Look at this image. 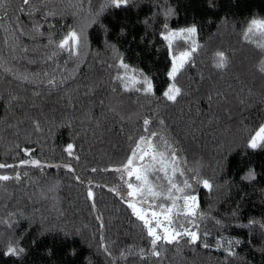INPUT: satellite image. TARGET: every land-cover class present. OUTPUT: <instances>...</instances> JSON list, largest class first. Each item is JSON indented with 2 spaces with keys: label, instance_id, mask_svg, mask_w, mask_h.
<instances>
[{
  "label": "trees",
  "instance_id": "obj_1",
  "mask_svg": "<svg viewBox=\"0 0 264 264\" xmlns=\"http://www.w3.org/2000/svg\"><path fill=\"white\" fill-rule=\"evenodd\" d=\"M39 5L33 0L32 6ZM21 6L22 0H7L0 9V16L7 13L0 27V163L29 159L14 147L18 144L33 150L32 159L71 163L75 171L0 169V175L28 172L19 182H0V221L13 225L0 223V264H264L259 225L239 227L251 219L264 222V148L246 147L250 134L264 123V75L257 70L264 53L242 36L251 18H264V0H133L120 8L110 0H46L33 15H28L30 8L20 12ZM96 12L100 15L87 29L88 48L80 60L70 59L67 51L47 60L57 51L48 45L49 37L58 43ZM165 23L176 32L195 25L194 39L202 45L177 78L184 94L175 103L163 98L172 82L169 42L161 35ZM36 25L43 35L34 31ZM21 29L26 35H20ZM254 39L264 44V38ZM191 46L178 36L171 53ZM217 51L229 57L224 71L213 67ZM121 59L129 65L127 75L135 70L137 80L151 81L153 95L123 91L114 80L125 74ZM37 72H47V79L66 78L65 83L55 88L33 83ZM12 97L16 100L10 104ZM153 114L152 130L161 131L159 119L165 121L163 135L178 150L181 167L199 169L215 185L211 194L197 186L200 211L207 217L197 221L200 241L165 245L158 249L160 258L151 255L143 222L121 199L127 198L121 174L104 171L126 160L128 137L143 134V118ZM69 143L78 161L64 151ZM249 170L254 180L243 179ZM193 174L186 172L189 178ZM101 236L110 255L100 247ZM237 239V256L228 257L224 249ZM10 241L24 252L4 255Z\"/></svg>",
  "mask_w": 264,
  "mask_h": 264
},
{
  "label": "snow or ice",
  "instance_id": "obj_2",
  "mask_svg": "<svg viewBox=\"0 0 264 264\" xmlns=\"http://www.w3.org/2000/svg\"><path fill=\"white\" fill-rule=\"evenodd\" d=\"M7 0H0V9L5 7ZM133 0H110L111 6L120 8L127 6L132 3ZM33 0H22V6L19 9L20 12H24L25 9H29L28 15H33L40 11L41 6L46 5V0H40L39 6H32ZM101 8V12L103 11ZM55 13L45 12V15H54ZM77 15V13H73ZM100 12H96L92 15V19L84 22H79L76 27H73L68 33L56 43L51 37H49L48 45H54L57 51H54L51 56L47 57V60L58 55L60 52L67 51L69 58H76L80 60L82 54H86L88 48V37L87 29L97 22ZM7 16L5 12L4 16H0V27H2V21ZM147 22V21H146ZM39 25L34 27V31L37 35H43L40 31ZM165 32H162L164 40L169 42V50L172 55L171 68L167 73L170 81H172L167 89L163 92V98L168 101L175 103L183 93L182 88L178 86L177 78L189 64L193 63V55L198 52L202 45L198 44L194 39L197 34V27L195 25L180 29L179 32L168 31L167 23L164 24ZM20 35H26L20 30ZM178 36H183L185 41H191V47L188 50L182 51L179 55L171 53L172 40ZM243 40L246 43L254 44L261 53H264V44L257 43L254 37L264 38V18L253 17L247 22V26L244 29ZM45 45V47H48ZM15 49V45L13 46ZM23 52L27 53L28 49L25 47L22 49ZM29 63H36L35 60H29ZM67 63V61H66ZM230 60L228 55L224 51H217L215 53V62L213 67L217 70L224 71L229 67ZM119 66L125 69L124 75H117L114 77L115 81H119L124 92H142L145 96L153 95V87L151 81L145 77L143 81H139L135 78V70L133 75H127L129 65L125 64L123 59L119 61ZM257 70L264 75V59L257 65ZM34 79L32 82H44L51 88L58 87L65 83L66 78L57 80L55 76L47 79V72H37L33 74ZM44 77L43 81L38 78ZM28 79L27 77H23ZM138 84L144 85L143 87H137ZM116 91L115 88L112 89ZM211 101L212 97H208ZM16 100V97H12L9 100L11 104ZM244 103L243 100L240 101ZM150 103V101H149ZM103 104V101H101ZM114 111V109H109ZM123 120L124 118L121 117ZM155 122V114L150 118L145 116L143 118V134L137 138L129 136L128 139L131 142L130 153L127 155L126 160L119 166L104 169V171H113L121 174V179L127 187V198L122 196L118 191L117 195H121V199L127 204V207L132 210L133 215L140 221L143 222L144 228L147 230V236L151 242V255L160 258L161 251L165 245H179L181 241H184L188 245H196L200 241L201 236L199 232L198 220L206 219V214L200 211L199 196L197 193V186H202L207 189L209 194L214 190V182L202 178L199 174V169H184L181 167V157L178 150L175 148L173 143L163 135V126L165 121L159 119V125L161 131H154L151 125ZM37 130L40 129L38 122L35 123ZM19 151H22L24 156L29 159H20L18 163H0V169H23L25 167H35L43 169L45 167H63L68 172L74 173V169L71 163L65 164H45L39 159H32L31 148L25 147L20 149L17 144L14 146ZM247 148L258 149L264 148V123H260L254 133H251L247 140ZM74 145L69 143L64 148V151L69 157L79 160L78 156L74 155ZM186 163V162H185ZM93 172L97 169L93 168ZM186 172L194 173L190 178L186 175ZM127 179H124V177ZM23 177L28 176V172L16 171L15 175H0V182L15 180L19 182ZM182 177V181H178L177 177ZM256 174L254 171L249 170L248 173L243 177L245 180H254ZM79 181V176H74ZM166 181V183H164ZM91 183V182H89ZM110 191H116L110 189ZM88 199L93 200L94 193L92 188L89 187L87 193ZM95 210V203L92 205ZM10 215H14L11 214ZM235 215V213H233ZM183 217V221L180 218ZM96 219L102 221V217L97 215ZM0 223L6 224L9 228L13 225L7 220H2ZM220 224V221H216ZM259 225L262 230L261 234L264 235V222H259L251 219L247 224H240L242 228H254ZM103 223L101 222L100 228L103 230ZM195 229V230H194ZM2 235V234H0ZM207 235V233H205ZM100 247L103 251L110 255L108 247L103 243V236H101ZM239 239L228 241V247L225 250L228 257H236L237 253L233 248V244H240ZM205 248L207 244L203 245ZM218 247H223L218 245ZM24 252L22 247L14 245L11 241L9 242L7 251L4 255L19 256ZM144 250L141 249V256H143Z\"/></svg>",
  "mask_w": 264,
  "mask_h": 264
},
{
  "label": "rangeland",
  "instance_id": "obj_3",
  "mask_svg": "<svg viewBox=\"0 0 264 264\" xmlns=\"http://www.w3.org/2000/svg\"><path fill=\"white\" fill-rule=\"evenodd\" d=\"M123 193L127 196L126 191H124Z\"/></svg>",
  "mask_w": 264,
  "mask_h": 264
}]
</instances>
